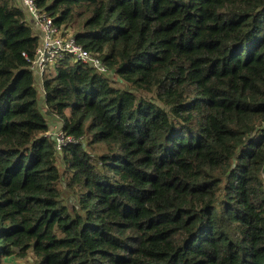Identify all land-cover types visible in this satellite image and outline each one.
<instances>
[{
  "label": "trees",
  "instance_id": "obj_1",
  "mask_svg": "<svg viewBox=\"0 0 264 264\" xmlns=\"http://www.w3.org/2000/svg\"><path fill=\"white\" fill-rule=\"evenodd\" d=\"M36 3L109 73L44 77L62 171L38 34L0 0V264H264V0Z\"/></svg>",
  "mask_w": 264,
  "mask_h": 264
},
{
  "label": "built area",
  "instance_id": "obj_2",
  "mask_svg": "<svg viewBox=\"0 0 264 264\" xmlns=\"http://www.w3.org/2000/svg\"><path fill=\"white\" fill-rule=\"evenodd\" d=\"M15 2L26 13L27 20L39 37L36 59L31 64L37 82L43 85L46 73L66 58H70L73 63L89 64L101 73H109L97 56L76 41L70 30L56 26L53 18L38 7L36 0H15ZM48 136L55 141L59 154L67 146L80 142L68 137L62 128L55 134L49 133Z\"/></svg>",
  "mask_w": 264,
  "mask_h": 264
},
{
  "label": "rangeland",
  "instance_id": "obj_3",
  "mask_svg": "<svg viewBox=\"0 0 264 264\" xmlns=\"http://www.w3.org/2000/svg\"><path fill=\"white\" fill-rule=\"evenodd\" d=\"M70 32L74 35L73 29H70ZM110 75V74H109ZM37 84V88L39 90V103L42 109V113L47 117V121H48V125H49V131L51 134H55L57 132L58 129L62 128V123L54 116L50 115L47 112V108L44 107V94L42 91V85L39 82H36ZM92 154L93 153H99V148H96V150H91ZM59 157V166L60 169L63 171L64 170V165L62 162V157H63V153L58 154ZM71 176L70 172H67V175L64 177L63 181H62V185H61V190L63 192V202L68 204L72 198V193L66 189L65 187V179L69 178ZM34 263V259L32 257V253H30L28 256L26 257H21V256H15L13 258L10 259H6L3 264H33Z\"/></svg>",
  "mask_w": 264,
  "mask_h": 264
},
{
  "label": "water",
  "instance_id": "obj_4",
  "mask_svg": "<svg viewBox=\"0 0 264 264\" xmlns=\"http://www.w3.org/2000/svg\"><path fill=\"white\" fill-rule=\"evenodd\" d=\"M262 175H263V178H264V166H263V169H262Z\"/></svg>",
  "mask_w": 264,
  "mask_h": 264
},
{
  "label": "crops",
  "instance_id": "obj_5",
  "mask_svg": "<svg viewBox=\"0 0 264 264\" xmlns=\"http://www.w3.org/2000/svg\"><path fill=\"white\" fill-rule=\"evenodd\" d=\"M42 91H43V87H42ZM43 94H44V91H43Z\"/></svg>",
  "mask_w": 264,
  "mask_h": 264
}]
</instances>
